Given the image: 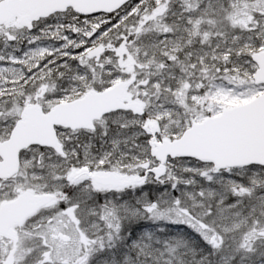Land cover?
<instances>
[{"label": "snow or ice", "instance_id": "1", "mask_svg": "<svg viewBox=\"0 0 264 264\" xmlns=\"http://www.w3.org/2000/svg\"><path fill=\"white\" fill-rule=\"evenodd\" d=\"M0 264H264V0H0Z\"/></svg>", "mask_w": 264, "mask_h": 264}]
</instances>
